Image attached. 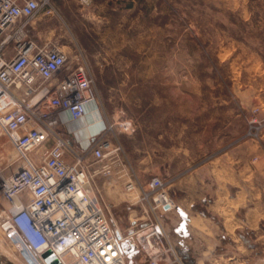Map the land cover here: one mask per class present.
<instances>
[{
    "label": "rangeland",
    "instance_id": "obj_1",
    "mask_svg": "<svg viewBox=\"0 0 264 264\" xmlns=\"http://www.w3.org/2000/svg\"><path fill=\"white\" fill-rule=\"evenodd\" d=\"M51 2L56 13L34 19L32 35L83 52L99 111L132 123L118 139L139 179H170L236 145L262 143L244 133L250 110L264 113V0ZM97 186L114 227L146 224L144 206L128 202L120 183L101 178ZM227 248L209 264H235ZM4 253L12 251L0 237Z\"/></svg>",
    "mask_w": 264,
    "mask_h": 264
},
{
    "label": "built area",
    "instance_id": "obj_2",
    "mask_svg": "<svg viewBox=\"0 0 264 264\" xmlns=\"http://www.w3.org/2000/svg\"><path fill=\"white\" fill-rule=\"evenodd\" d=\"M54 13L51 0H0V130L16 153L0 166L1 239L24 264H127L136 252L140 264L180 262L159 217L176 207L169 194L174 178L141 181L118 139L134 131L132 123L111 122L99 111L83 52L71 55L33 38L34 18ZM88 110L97 113L93 131L78 135L81 126L73 123ZM245 120L244 138L260 141L264 113L253 108ZM101 178L120 183L128 202L144 206L146 224L112 225Z\"/></svg>",
    "mask_w": 264,
    "mask_h": 264
},
{
    "label": "crops",
    "instance_id": "obj_3",
    "mask_svg": "<svg viewBox=\"0 0 264 264\" xmlns=\"http://www.w3.org/2000/svg\"><path fill=\"white\" fill-rule=\"evenodd\" d=\"M87 130L93 131L90 126ZM1 146L0 166L5 167L13 159L12 146L0 130ZM171 178L176 207L159 217L180 259L175 264H209L211 256H223L227 247L235 248V264H264V137L259 146L236 145L188 172H173ZM5 206L0 196V209ZM2 256L0 264H24L13 252ZM143 260L141 252L126 257L127 264Z\"/></svg>",
    "mask_w": 264,
    "mask_h": 264
},
{
    "label": "bare ground",
    "instance_id": "obj_4",
    "mask_svg": "<svg viewBox=\"0 0 264 264\" xmlns=\"http://www.w3.org/2000/svg\"><path fill=\"white\" fill-rule=\"evenodd\" d=\"M88 115V116H87ZM88 117V118H87ZM95 118H97V113L95 111L92 110H88V112L86 113V115L84 116V119L82 120V122L86 119V124L82 125L78 130H77V134H81L82 136H86L83 135L84 134V130H87V128L90 126L89 123L92 122ZM81 122V123H82ZM91 127V126H90ZM78 128V127H76ZM78 134V135H79ZM90 134V133H89ZM118 227V226H117ZM119 228V227H118ZM156 248V246L154 244L151 245V249Z\"/></svg>",
    "mask_w": 264,
    "mask_h": 264
},
{
    "label": "water",
    "instance_id": "obj_5",
    "mask_svg": "<svg viewBox=\"0 0 264 264\" xmlns=\"http://www.w3.org/2000/svg\"><path fill=\"white\" fill-rule=\"evenodd\" d=\"M166 208V207H165ZM53 264V263H52ZM186 264H194V261H190V263H186Z\"/></svg>",
    "mask_w": 264,
    "mask_h": 264
}]
</instances>
